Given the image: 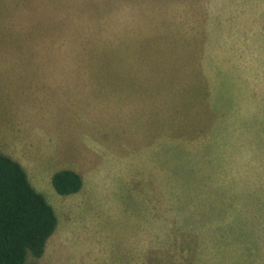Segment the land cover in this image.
Segmentation results:
<instances>
[{
  "label": "rangeland",
  "instance_id": "1",
  "mask_svg": "<svg viewBox=\"0 0 264 264\" xmlns=\"http://www.w3.org/2000/svg\"><path fill=\"white\" fill-rule=\"evenodd\" d=\"M23 134L58 159L30 166L59 224L26 264H264V0H0V143Z\"/></svg>",
  "mask_w": 264,
  "mask_h": 264
},
{
  "label": "trees",
  "instance_id": "2",
  "mask_svg": "<svg viewBox=\"0 0 264 264\" xmlns=\"http://www.w3.org/2000/svg\"><path fill=\"white\" fill-rule=\"evenodd\" d=\"M52 183L58 193L70 195L83 188L84 178L63 168L54 173ZM58 224L57 211L24 165L0 153V264H26L30 255L43 256Z\"/></svg>",
  "mask_w": 264,
  "mask_h": 264
},
{
  "label": "crops",
  "instance_id": "3",
  "mask_svg": "<svg viewBox=\"0 0 264 264\" xmlns=\"http://www.w3.org/2000/svg\"><path fill=\"white\" fill-rule=\"evenodd\" d=\"M0 153L11 155L15 159L19 160L28 171L30 179L32 178L30 174L31 171L30 169H32L30 167L31 165H34L33 167L34 170H38V169L47 170L51 165L57 163L58 160L55 158V156H50L49 158H46V155L48 156V154H46L44 148H39L37 146V138L34 135L30 136L23 134V136L18 135L15 137L7 138L5 142L0 143ZM36 155L42 156L41 159L35 158L34 156ZM65 168H71L78 171L79 173L82 174L84 178L85 172L83 171L85 170L76 167H65ZM104 175L106 174L104 173Z\"/></svg>",
  "mask_w": 264,
  "mask_h": 264
}]
</instances>
